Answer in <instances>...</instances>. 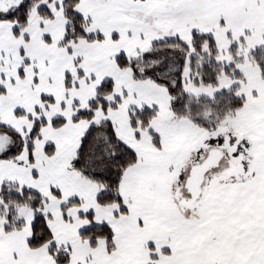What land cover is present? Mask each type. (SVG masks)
Wrapping results in <instances>:
<instances>
[{
	"label": "snow or ice",
	"instance_id": "snow-or-ice-1",
	"mask_svg": "<svg viewBox=\"0 0 264 264\" xmlns=\"http://www.w3.org/2000/svg\"><path fill=\"white\" fill-rule=\"evenodd\" d=\"M0 264H264V0H0Z\"/></svg>",
	"mask_w": 264,
	"mask_h": 264
}]
</instances>
